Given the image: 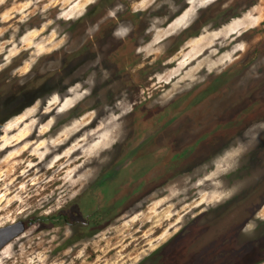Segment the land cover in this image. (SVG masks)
<instances>
[{"label": "rangeland", "instance_id": "1", "mask_svg": "<svg viewBox=\"0 0 264 264\" xmlns=\"http://www.w3.org/2000/svg\"><path fill=\"white\" fill-rule=\"evenodd\" d=\"M13 223L0 264H264V0H0Z\"/></svg>", "mask_w": 264, "mask_h": 264}, {"label": "flooded vegetation", "instance_id": "2", "mask_svg": "<svg viewBox=\"0 0 264 264\" xmlns=\"http://www.w3.org/2000/svg\"><path fill=\"white\" fill-rule=\"evenodd\" d=\"M200 97V96H199ZM199 97H196V96H194L191 100H192V103H194V102H196L198 99H199ZM179 111V110H178ZM178 111H176L175 113H174V115H173V117L171 118V122L172 121H174L176 118H177V115H178ZM161 119V118H160ZM157 123H159V118H158V121L157 120H155L154 121V123L152 124V125H150V130H149V128L148 129H143V131L145 132V134H144V136L143 137H145L146 139H143V144H140L139 146L140 147H138V148H136V149H134L133 151H132V153H130L131 155V158H130V160L131 161H133L134 159H133V156H136V154H137V152H139L144 146H146L147 145V143H148V139L150 138V136H151V134L149 133V131H151V128H153V127H156V124ZM148 138V139H147ZM146 140V141H145ZM136 150V151H135ZM126 165L127 164H129V155H128V157H127V159H126ZM127 167H129V165H127ZM117 168L118 167H114V169H113V176L115 177H118V175L120 174V170L118 169L117 170ZM122 168V167H121ZM120 168V169H121ZM117 172V173H116ZM109 175H106V176H103V178H101V180L95 185V189H99V192H100V195H102L103 197H101V198H108L109 196H110V194H111V192H109V186H108V184L110 183V181L108 180L109 178ZM115 177V178H116ZM114 178V179H115ZM128 179H127V183H126V185H127V188H129V172H128V177H127ZM113 179V180H114ZM112 180V181H113ZM102 193V194H101ZM126 196H128L129 197V189L126 191ZM60 216V215H59ZM63 221H66V219H65V217L63 218Z\"/></svg>", "mask_w": 264, "mask_h": 264}, {"label": "water", "instance_id": "3", "mask_svg": "<svg viewBox=\"0 0 264 264\" xmlns=\"http://www.w3.org/2000/svg\"><path fill=\"white\" fill-rule=\"evenodd\" d=\"M22 228H18L16 223L0 227V251L13 239H15Z\"/></svg>", "mask_w": 264, "mask_h": 264}, {"label": "bare ground", "instance_id": "4", "mask_svg": "<svg viewBox=\"0 0 264 264\" xmlns=\"http://www.w3.org/2000/svg\"><path fill=\"white\" fill-rule=\"evenodd\" d=\"M185 19V16H180L176 20H174L172 23H170L167 27V32L177 30L181 22H183Z\"/></svg>", "mask_w": 264, "mask_h": 264}, {"label": "trees", "instance_id": "5", "mask_svg": "<svg viewBox=\"0 0 264 264\" xmlns=\"http://www.w3.org/2000/svg\"><path fill=\"white\" fill-rule=\"evenodd\" d=\"M65 219H66V217H65Z\"/></svg>", "mask_w": 264, "mask_h": 264}]
</instances>
